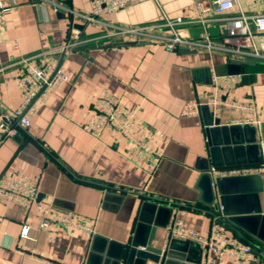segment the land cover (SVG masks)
I'll list each match as a JSON object with an SVG mask.
<instances>
[{
  "label": "crops",
  "instance_id": "crops-1",
  "mask_svg": "<svg viewBox=\"0 0 264 264\" xmlns=\"http://www.w3.org/2000/svg\"><path fill=\"white\" fill-rule=\"evenodd\" d=\"M56 1L77 13L92 10V0ZM0 3L10 8L0 35V119L21 105L13 78L19 71L13 64L20 59L35 57L40 65L61 66L69 77L50 94L28 129L0 142V177H38L40 202L63 215L87 218L95 232L92 238L62 227L41 232L35 210L26 213L0 199V264H200L195 242L175 240L164 251L169 225L179 220L207 236L215 226L213 210L221 206L239 220L243 242L264 249V138L256 132L255 146L243 145L235 157L225 155L227 161L247 162L235 166L249 167L248 174L221 177L209 163L205 134L214 118L212 108L204 106L200 116H184L188 103L208 100L214 71L224 78L239 77L228 91L230 100L256 108V116L226 108L221 124L243 126L234 122L246 118L264 124L263 62L216 50L170 52L162 43L134 36L106 37L108 27L86 23L70 12L55 16L51 5L36 0ZM193 7L194 0H132L101 20L130 29L161 24L165 16H185ZM240 11L264 14V0H237L227 15ZM74 31L80 32L82 42L65 49ZM177 31L185 39H198L203 33L198 24L179 26ZM211 37L214 44L221 43L218 26L211 29ZM232 64L240 65L241 71L233 72ZM107 92L136 111L157 136L155 148L164 156L154 172L127 160L128 145L122 137L107 132L96 138L85 130L92 98ZM219 179H227L220 190ZM23 225L30 226V239L20 238ZM220 227L238 237L236 231ZM136 243L147 244L159 261L132 254ZM251 264H264L263 253L253 252Z\"/></svg>",
  "mask_w": 264,
  "mask_h": 264
},
{
  "label": "built area",
  "instance_id": "built-area-1",
  "mask_svg": "<svg viewBox=\"0 0 264 264\" xmlns=\"http://www.w3.org/2000/svg\"><path fill=\"white\" fill-rule=\"evenodd\" d=\"M38 3L51 5L53 15L70 12L73 16L86 23H96L108 27L106 37L134 36L139 40L151 43H162L167 50H200L221 51L232 57L256 60L264 63V14L248 15L240 11L235 15H227L237 3V0H194V7L185 16L165 20L161 24L145 25L125 29L104 23L101 17L106 14L126 8L132 0H92L90 14H81L65 8L56 0H36ZM10 8L0 3V35L5 27L6 16ZM198 24L203 33L198 39H185L178 34V27ZM219 27L221 43L214 44L211 29ZM166 29L167 33H161ZM160 31V32H159ZM2 42L0 36V43ZM79 31H74L65 49H75L81 44ZM13 66L19 71L13 75L21 96L20 107L13 114L2 113L0 119V142L5 138L15 137L21 130L30 127L31 121L46 105L50 94L69 81L66 70L56 65H40L35 57L22 58ZM239 78V77H238ZM235 76L220 77L212 71L213 91L208 100L203 103L192 101L184 108V116H200L204 106L212 108L213 117L219 119L224 109L246 112L256 116V108L252 104L231 101L228 91ZM91 112L85 116V130L99 138L109 132L122 137L127 142V160L135 166H147L154 172L161 160L163 152L155 148L157 136L141 121L136 111L127 109L120 99L111 93H104L91 100ZM238 125L261 126L263 121L258 118L236 120ZM221 177L244 176L250 172L249 167L235 166L213 169ZM39 178L26 175L0 177V199L24 208L26 213L35 210L40 223L41 232L52 231L56 227L82 231L88 238L95 235L94 228L85 217L77 214L63 215L51 206L39 201ZM224 207L213 210L215 226L207 236L190 229L179 220H173L168 228L164 251L175 240L192 241L198 244L201 252L200 264H251L253 261V246L240 240L236 235H230L222 227L231 230L222 215ZM31 228L23 225L20 238L30 239Z\"/></svg>",
  "mask_w": 264,
  "mask_h": 264
},
{
  "label": "water",
  "instance_id": "water-1",
  "mask_svg": "<svg viewBox=\"0 0 264 264\" xmlns=\"http://www.w3.org/2000/svg\"><path fill=\"white\" fill-rule=\"evenodd\" d=\"M179 52L183 54L190 53V51L186 49L180 50ZM206 126L207 127L205 129V134L209 152V163L215 169L246 164L247 162H245L244 160L241 162L239 158L234 161H227L225 155L229 157V154H233V156L235 157L238 150L243 149V145L245 146L244 149H250V147L255 146L258 142L256 138V132H259L262 138H264V124H262L261 128L257 131V129L250 128V126L248 125L225 126L221 124V121L219 119L213 118L211 122ZM17 136H19V134ZM202 170H209V166H207V168H203ZM225 181H227V179H219L216 181L218 189L221 188V185ZM222 215L224 216V221L228 225V227L237 232L239 239L242 241H246L245 237L240 231L243 229L240 226L239 220L229 215L225 208L222 211ZM131 252L132 254H136L138 256H148V258L153 257L154 259H156V261H159L160 259L159 256H152L149 253L147 244H132ZM253 252L255 254H259L260 252H262L264 255V249L259 246L256 248L254 246ZM160 254L161 253H158V255Z\"/></svg>",
  "mask_w": 264,
  "mask_h": 264
},
{
  "label": "trees",
  "instance_id": "trees-1",
  "mask_svg": "<svg viewBox=\"0 0 264 264\" xmlns=\"http://www.w3.org/2000/svg\"><path fill=\"white\" fill-rule=\"evenodd\" d=\"M231 68H232L233 72H240L241 71V66L240 65L232 64Z\"/></svg>",
  "mask_w": 264,
  "mask_h": 264
}]
</instances>
